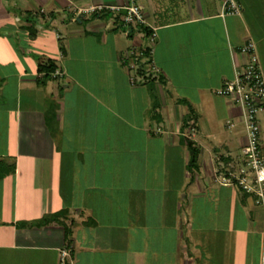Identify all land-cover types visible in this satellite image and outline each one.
I'll use <instances>...</instances> for the list:
<instances>
[{
    "label": "crops",
    "instance_id": "crops-1",
    "mask_svg": "<svg viewBox=\"0 0 264 264\" xmlns=\"http://www.w3.org/2000/svg\"><path fill=\"white\" fill-rule=\"evenodd\" d=\"M125 1L0 0V159L14 165L0 177V264H57L64 226L70 264H264L263 210L220 182L242 162L241 110L214 93L246 41L264 76V0H239L236 15L220 0H139L155 34L150 82L126 66L144 29L75 14ZM180 135L198 149L192 170ZM60 208L57 221L15 225Z\"/></svg>",
    "mask_w": 264,
    "mask_h": 264
},
{
    "label": "built area",
    "instance_id": "built-area-1",
    "mask_svg": "<svg viewBox=\"0 0 264 264\" xmlns=\"http://www.w3.org/2000/svg\"><path fill=\"white\" fill-rule=\"evenodd\" d=\"M220 15H236L240 12L239 0H220ZM76 15L99 16L109 15L113 21L123 27L124 33L129 30H143L145 26L144 10L139 0H126L121 5L94 4L75 10ZM144 35L149 43L146 46L130 51L127 57V69L132 72L131 81L143 80L145 77L158 75L154 72L149 55L154 32ZM239 51L243 54L241 65L234 70L230 79H225L214 89V93L228 98L241 110V119L245 142L241 147V164L234 170H227L220 177V182L235 184L241 192L249 196L252 202L264 212V153L262 151L261 117H264V76L261 72L254 45L251 41L244 42ZM143 73H137L139 65ZM187 134L193 130V121L189 120ZM159 131L158 128L155 129ZM70 248L63 244L58 250L57 264H70Z\"/></svg>",
    "mask_w": 264,
    "mask_h": 264
},
{
    "label": "trees",
    "instance_id": "trees-1",
    "mask_svg": "<svg viewBox=\"0 0 264 264\" xmlns=\"http://www.w3.org/2000/svg\"><path fill=\"white\" fill-rule=\"evenodd\" d=\"M145 31V34L148 33L149 31L147 30L146 27L143 28ZM30 34L33 33L32 28L29 29ZM55 70V66L51 61H45L42 63H39L37 65V71L43 73L44 77H47L48 75H51ZM143 66L142 64L139 65L137 69L138 74L143 73ZM143 79H146L147 81H153L155 78L154 77H145L143 76ZM157 79H160V75L156 77ZM161 80V79H160ZM154 107L155 105L151 107V116L155 119H159V116L156 112H154ZM192 120L194 123L195 120V114L193 113V110L188 106L187 107V112L182 118V122L180 125V130H183L184 128L189 126V120ZM180 140L185 144L186 150L188 153V159L186 163V167L188 170H192L197 166V155H198V149L195 146L194 142L186 135H180L179 136ZM14 171V165L13 163H8L2 159H0V177H3L9 173H12ZM67 214V210L65 208H60L59 210H56L51 213H46L40 216L38 219L35 220H30V221H18L15 222L16 226L22 227V226H31V225H40V224H45L48 222H51L53 220H58L59 217H65ZM69 234L70 230L67 226H64V244L65 246H69ZM183 236V234H182Z\"/></svg>",
    "mask_w": 264,
    "mask_h": 264
},
{
    "label": "rangeland",
    "instance_id": "rangeland-1",
    "mask_svg": "<svg viewBox=\"0 0 264 264\" xmlns=\"http://www.w3.org/2000/svg\"><path fill=\"white\" fill-rule=\"evenodd\" d=\"M158 202H159V204H161L159 200H158ZM158 208L160 209V206H158ZM206 225H208V227L209 226L211 227V225H212V219L211 218H207ZM217 235L220 237V234L217 233ZM174 238H175V231L165 229V242L167 244H169V246H166V251H168V250L172 251L171 248H172V242H174ZM176 242H177V240H176Z\"/></svg>",
    "mask_w": 264,
    "mask_h": 264
}]
</instances>
